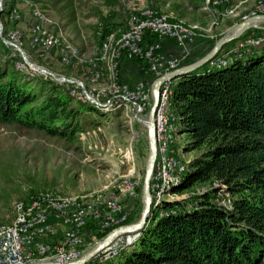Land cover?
<instances>
[{"label":"trees","instance_id":"obj_1","mask_svg":"<svg viewBox=\"0 0 264 264\" xmlns=\"http://www.w3.org/2000/svg\"><path fill=\"white\" fill-rule=\"evenodd\" d=\"M15 1H2L3 34ZM62 1L52 2V8ZM213 2L209 8L219 7ZM119 3L103 0L109 11L97 33L99 47L106 36L127 30V22L112 21ZM156 42L154 35H145V45ZM18 62L0 41V126L70 143L99 126L102 114L93 105L51 78L18 70ZM131 62L146 69L141 60ZM209 64L171 82L169 111L174 136L182 138L185 152L195 154L176 191L207 185L212 190L164 204L163 216L153 218L133 246L104 264H264V50L222 68ZM224 196L230 209L218 205Z\"/></svg>","mask_w":264,"mask_h":264},{"label":"rangeland","instance_id":"obj_2","mask_svg":"<svg viewBox=\"0 0 264 264\" xmlns=\"http://www.w3.org/2000/svg\"><path fill=\"white\" fill-rule=\"evenodd\" d=\"M33 1L39 4L42 12L53 19V22H61L62 31L68 34L72 45L80 54L87 59L98 55L100 47L97 33L103 26L101 19L108 16L109 11L103 5V0H63L54 8L51 3L55 0ZM207 1L210 2V0H119L120 5L116 7V15L112 21L128 24L133 15L150 8L171 20L193 26L196 28L195 40L188 47V56L184 62L196 58L200 60L211 52L222 38L230 36L233 30L245 21L244 17H250L258 2L263 0H223L215 9L209 8ZM15 2L20 11L19 19L14 22L9 21L8 15L6 21H3V23L8 22L5 34L0 22V41L20 61L16 68L31 76L39 75L57 80V83L61 79L69 81L70 83L59 84L65 85L71 96L73 90L77 96L88 92L94 99L98 95V101L102 105L104 99L101 93L106 92L108 82L102 80L91 83L88 79L90 74L88 69L64 67L58 63L56 56L41 57L30 46L29 30L32 18L28 8L23 5L22 0ZM2 4L0 11L3 8ZM56 10L62 11L57 13ZM229 11H232V14H228ZM260 27L261 30H251L248 33L263 35L264 25ZM116 31H119L118 28ZM14 32L19 34L17 41L10 38V34ZM235 45L236 42L228 45L223 50V56H226L230 49L235 48ZM217 59L218 57H215L212 61L215 62ZM122 72L120 65L118 81L126 88L131 89L143 81L137 74L132 78L134 81L130 77L128 82ZM73 81L82 83L83 87L78 86L76 89L77 84ZM152 91L153 85L149 86V98L141 113H138L132 104L128 105L127 110L124 106L110 112L99 110L102 114L99 126L81 133L75 143L51 138L39 132L26 134L14 127L0 126V227L7 226L13 221L16 204L27 203L31 198L42 193L84 201L116 199L127 214L124 226L121 227L138 224L145 207L143 185L150 157L148 122L153 105ZM77 96L72 97L80 100ZM182 144V138L175 136L171 147L185 168L184 165L187 166L195 154L185 152ZM186 171L187 167L179 177V182ZM124 180H130L134 185L133 199L122 196ZM211 190V185L197 186L186 192L176 191L174 194L176 197L172 198L177 201H189ZM165 196L163 199L168 200V196ZM152 206L151 203L147 225L153 217L155 219V216L150 217ZM111 232L100 233L92 225H88L84 229L81 245L77 249L80 258L101 245ZM123 252L114 258L119 257ZM96 263L99 264L98 261Z\"/></svg>","mask_w":264,"mask_h":264},{"label":"built area","instance_id":"obj_3","mask_svg":"<svg viewBox=\"0 0 264 264\" xmlns=\"http://www.w3.org/2000/svg\"><path fill=\"white\" fill-rule=\"evenodd\" d=\"M22 1L34 21L30 28V46L41 57L49 58L52 53H56L60 65L72 69H88V79L91 83L102 80L108 82L106 92L101 93L104 99L102 105L98 101V95L94 99L88 92L78 96L73 93L75 90L72 92V96L88 102L101 112L115 111L122 106L127 110L128 105L132 104L137 112L141 113L147 104L149 85L146 82L142 81L131 89L119 83V68L123 60L143 61L146 74L154 77V85L157 79L181 68L188 56V47L195 40V27L171 20L148 8L138 15H133L129 19L127 30L119 37L115 34L106 36L98 55L87 59L72 45L69 37L61 30L60 24L53 22L42 12L37 2ZM222 2L223 0H214L213 5L219 6ZM1 3L2 0L0 8ZM206 4L208 6L209 2ZM227 13L232 14V11ZM19 14V7H14L9 13V21L18 20ZM260 15L264 16V0L258 2L250 17ZM248 18L244 17V20ZM147 33L154 35L159 43L145 45L144 37ZM17 37L18 32L10 34L14 41H17ZM164 40L174 43L179 52L177 56L162 53L161 42ZM259 47H264V34L247 32L236 41L235 48L230 49L226 56L210 62L209 65L224 67L231 58ZM58 82L70 83L64 79ZM171 82L166 81L161 85L154 113L156 159L150 178L153 205L150 217L155 218L163 216L164 204L177 201L172 197H176L174 194L181 184L179 177L186 168L185 165L183 168L171 147L175 137V118L169 111ZM74 83L77 84L76 89L78 86L83 87L80 82ZM121 193L127 199L135 197V188L130 180L123 181ZM164 196H168V200L163 199ZM218 205L230 209L228 197H221ZM14 211L13 221L0 227V264H72L80 258L77 249L88 225H92L100 233L113 232L122 228L127 218L119 200L116 199L84 201L43 193L31 198L27 203L16 204ZM59 232V239L55 240ZM139 237L140 233L117 237L86 264H97V261L100 264L114 258L130 248Z\"/></svg>","mask_w":264,"mask_h":264},{"label":"water","instance_id":"obj_4","mask_svg":"<svg viewBox=\"0 0 264 264\" xmlns=\"http://www.w3.org/2000/svg\"><path fill=\"white\" fill-rule=\"evenodd\" d=\"M260 25H264V16H253L245 21H243L241 24H239L231 33L230 36L222 38L213 48L211 52H209L207 55H205L200 60L196 61L195 63H192L187 66H183L176 71H173L172 73H169L159 79H157L153 85V105L150 111L149 116V122H148V140H149V147H150V157L146 169V175L144 179V185H143V195L145 200V207L144 211L141 217V220L138 222V224L134 226H125L122 228H119L113 232H111L106 239L103 241L101 245H99L95 250H93L91 253L87 254L83 258H80L76 262L72 264H86L89 262L97 253L107 246H109L117 237L121 235H127V234H134V233H140L143 228L147 226L148 222V215L150 213V204H151V196H150V178L152 174V170L154 167L155 159H156V143H155V134H154V113L157 106L158 98H159V90L161 85L166 81H173L178 78H181L183 76H186L200 67L208 64L210 61H212L217 54L222 50L223 47L238 41L243 35H245L248 31L251 30H261L262 28ZM254 50H264V47H259L256 49H251L249 52H244L240 56L231 58L227 65L237 60L239 57H241L244 54H251L254 52ZM226 65V66H227ZM213 68H222V67H216V66H210ZM225 67V66H224Z\"/></svg>","mask_w":264,"mask_h":264},{"label":"crops","instance_id":"obj_5","mask_svg":"<svg viewBox=\"0 0 264 264\" xmlns=\"http://www.w3.org/2000/svg\"><path fill=\"white\" fill-rule=\"evenodd\" d=\"M53 20V19H52ZM33 19L30 23V28H31V25L33 24ZM56 23H59V22H56ZM61 23V22H60ZM59 23V24H60ZM24 29V28H22ZM61 30H62V27H61ZM26 33H27V30H26ZM65 35L68 36V34L66 32H64ZM29 34H30V30H29ZM30 36V35H29ZM69 37V36H68ZM70 39V38H69ZM30 40V39H29ZM82 53V52H81ZM162 53L166 54V55H173V56H177L179 54L178 52V49L176 48V46L174 45V43H170V41H167V40H164L162 41ZM52 56H56V53H52ZM84 56V55H83ZM85 57V56H84ZM121 71H123V75H124V78L126 77L127 81L129 82V79L131 77L134 78L135 75H140L142 80L144 82H146L149 86H152V82L154 80V77L149 75V74H146V71L145 69H142L138 66L137 63L135 62H131V61H127V60H123L121 62ZM133 80V79H132ZM134 81V80H133ZM132 83V81H130ZM60 232L55 236V240L56 238L59 239V236H60ZM54 238H53V241H55Z\"/></svg>","mask_w":264,"mask_h":264}]
</instances>
